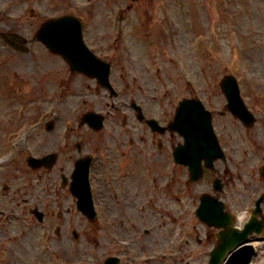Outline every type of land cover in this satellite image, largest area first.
I'll return each instance as SVG.
<instances>
[{
	"label": "rangeland",
	"instance_id": "obj_1",
	"mask_svg": "<svg viewBox=\"0 0 264 264\" xmlns=\"http://www.w3.org/2000/svg\"><path fill=\"white\" fill-rule=\"evenodd\" d=\"M189 1H193V3H187ZM203 1L204 7L201 5V0H173L175 4H173L172 22L168 24L163 21V26L167 25L174 33L170 37L160 34L159 29L162 26H158L157 36L154 35L151 39L148 37V33L139 29L140 23L135 24L137 20L131 22L132 34L136 40L132 38L130 40L132 42L130 47L132 64L130 67L128 66L127 71L129 80L135 87L128 90V94L136 92L137 97L152 98L146 102L145 110L147 112L163 114L166 112L168 103L182 97L196 95L206 102L208 100L209 107L219 108L221 104L219 98L216 97L215 83L218 84L222 77L230 72L245 81L244 97L249 96V86L251 87L253 94L249 99L250 103L255 102L254 94H260L264 84V57L262 54L264 53V0ZM199 32L204 33V44L200 46L195 41L196 44L193 45L191 39ZM143 44L146 46L144 47ZM203 53L205 54L204 58H202ZM209 61L211 62L209 63ZM2 73L4 71L0 69V74ZM115 74L119 75V72L116 71ZM120 74H123V71ZM39 76L41 77L40 81L44 80L43 77L49 81L51 78V83L36 88L37 96L48 98V95H44L46 91L58 96L59 92H56L59 91V88L53 87L52 83L53 75L43 72ZM190 78L193 88L188 86ZM160 85L162 86L159 87ZM139 86L142 87L136 88ZM157 87L159 88L157 89ZM139 90L141 91L139 92ZM75 91L78 95L83 94L80 89ZM8 92H4L0 86V144L8 135L11 136L13 132L15 133L20 125L33 122L32 120L40 113L47 112L48 115L57 110L60 112V119L56 121L55 130L44 131L39 135L35 133L31 138L26 139L27 144L22 151L19 164L17 163L18 166L0 169V184L6 183L10 190L7 196H0V203L14 202L11 200V196L17 189L18 193L24 192L25 194V197L19 199L20 207L25 206L29 201L30 208L38 205L41 210L51 215L55 207L54 202L61 200V204L64 205L63 208L67 212L64 217L69 216L70 222L81 234V240L76 242V245L72 244L66 235L55 238L52 244L54 247H58L64 258L65 262L62 264H67L69 261L68 264H98V259L106 250L104 235L94 233L95 238L98 239L95 242L99 244L95 254L91 256L90 250L93 248L86 244L84 238L87 232L84 218L78 212L71 211L72 199L64 196V192H59L58 196L55 189L61 188V175L68 176L74 161L78 158L76 144L78 142L86 143L90 138L86 137L83 132L73 136L61 135L60 131L68 124L69 119L73 118L68 115L72 113L79 117L84 106L106 110L104 98L94 95L86 96L90 100L88 104L84 105L79 101L80 96L76 94L72 96V99L77 101L61 100L62 107L61 103L44 105V101H40L41 104H32V100L23 105L17 104L18 101H14L10 96L7 97ZM233 131L232 129V133ZM17 141L18 148L22 145L20 137ZM89 146L91 144H87L85 149ZM50 152H56L57 157L55 163L48 169H31L26 163V156H23L24 153L25 155H44ZM28 205L25 206L26 211ZM10 206L17 208L11 204ZM24 225V231L28 238H23L22 248L16 249L14 246L13 248L19 253L17 259L20 264H34L35 255L39 254L37 251L40 250L41 236L48 233V226L54 230L56 225L48 221L47 227H41L31 222V217L30 220L24 221ZM13 230L16 233L22 231L20 227H14ZM161 232H163L161 229L155 232L154 236L159 239L151 244L148 250L139 251V254L151 253L152 247H160L165 241L169 242L176 237L174 235L170 239H165L160 236ZM65 234H70V232ZM21 251L26 255L23 262L20 258ZM260 252L262 255L259 256L257 263L264 260V246ZM159 264H173V262Z\"/></svg>",
	"mask_w": 264,
	"mask_h": 264
},
{
	"label": "flooded vegetation",
	"instance_id": "obj_2",
	"mask_svg": "<svg viewBox=\"0 0 264 264\" xmlns=\"http://www.w3.org/2000/svg\"><path fill=\"white\" fill-rule=\"evenodd\" d=\"M6 1L17 6L21 3L23 8L29 9L32 19L29 22L0 20V40L7 46V41L12 42L16 48L11 46V51L24 55H35L36 52L47 50L43 42L32 39L30 34L32 31L35 34L49 19L64 14L77 15L86 22L88 34L99 47V53L107 54L108 48L104 41L115 38L113 30L116 25L112 15L119 14L120 22L125 14L124 0H0L2 3ZM33 9L38 12L35 13ZM117 26L116 38L119 39L121 31L125 29V21ZM15 31H21L30 38L29 44L32 47L29 52L22 51L24 44L19 36L14 35ZM5 50V45L0 43V51ZM10 57L6 59L7 55H0V62L5 60V63H10L16 55ZM32 62L35 63L36 60L32 58ZM250 95L251 91L249 97ZM219 115L218 137L222 147L229 152L230 163L228 159L226 162L218 159L213 168L204 169L198 183L201 186L200 194H195L197 186L190 184L187 166H178L181 168V175L179 172L175 175L174 144L171 140L155 145L157 137L153 133L152 138L150 137V129L145 122H134L129 136L119 131V142L113 137L108 138V142L112 143L106 145L104 152L103 189L96 178L94 195L103 207L100 226L104 233L105 246L110 251L116 250V254L123 258L124 263L135 262L139 251L148 250V247L159 239L154 236L158 230L163 231L160 236L165 239H170L174 231L180 233L179 228L183 229L190 222V200L199 201L204 192L221 199L225 203L224 209L231 208L233 201L239 197L249 198V169L245 171L241 166L248 162H241L240 168L236 163L245 157L244 149L246 159L250 157L249 131L246 133L248 145L243 147L241 137L232 133V114L226 108L225 111H220ZM169 136L173 137L171 134ZM243 177L241 182L235 181ZM216 179H220L219 191L213 187ZM262 181L264 183L263 178ZM174 203L178 207H175ZM184 206L186 211L181 208ZM193 229L196 232V244L203 247L217 242L218 233L221 232V229L206 224L200 226L199 230L193 225ZM123 241H127L129 246L124 247ZM186 244L190 245L188 237Z\"/></svg>",
	"mask_w": 264,
	"mask_h": 264
},
{
	"label": "water",
	"instance_id": "obj_3",
	"mask_svg": "<svg viewBox=\"0 0 264 264\" xmlns=\"http://www.w3.org/2000/svg\"><path fill=\"white\" fill-rule=\"evenodd\" d=\"M184 111H185V110H181V111L179 112L178 118H179L180 120L183 118L184 113H186V112H184ZM191 113L199 114V115H200V120L205 121V128H206V129L210 128V127H209V115H208L206 112H202V110H200V111H194V112H191ZM54 158H55V157H53V159H51L52 162L54 161ZM41 162L46 163V161H44V160H41ZM52 162H51V163H52ZM247 261H249V260H245L244 262H247Z\"/></svg>",
	"mask_w": 264,
	"mask_h": 264
}]
</instances>
